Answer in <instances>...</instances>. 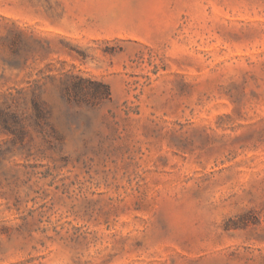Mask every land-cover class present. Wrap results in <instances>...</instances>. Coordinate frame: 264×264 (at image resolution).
<instances>
[{"label": "rangeland", "instance_id": "374dc122", "mask_svg": "<svg viewBox=\"0 0 264 264\" xmlns=\"http://www.w3.org/2000/svg\"><path fill=\"white\" fill-rule=\"evenodd\" d=\"M0 264H264V0H0Z\"/></svg>", "mask_w": 264, "mask_h": 264}]
</instances>
